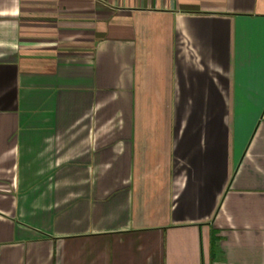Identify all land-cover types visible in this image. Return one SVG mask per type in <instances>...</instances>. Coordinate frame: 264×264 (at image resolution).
<instances>
[{
  "label": "crops",
  "instance_id": "0c3cea01",
  "mask_svg": "<svg viewBox=\"0 0 264 264\" xmlns=\"http://www.w3.org/2000/svg\"><path fill=\"white\" fill-rule=\"evenodd\" d=\"M0 264H264V0H0Z\"/></svg>",
  "mask_w": 264,
  "mask_h": 264
}]
</instances>
